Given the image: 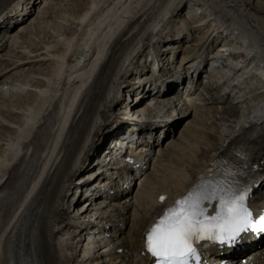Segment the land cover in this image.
I'll return each mask as SVG.
<instances>
[{
    "label": "bare ground",
    "instance_id": "bare-ground-1",
    "mask_svg": "<svg viewBox=\"0 0 264 264\" xmlns=\"http://www.w3.org/2000/svg\"><path fill=\"white\" fill-rule=\"evenodd\" d=\"M107 1L110 3L104 8L105 11L93 18L96 9L102 3L106 4ZM127 1L89 0L86 8L70 19V22L77 25L72 35L69 33L68 37L62 33L61 37L64 38L56 37L59 34H56L55 38L54 35L49 36L54 41L62 44L64 42L65 45V47L62 46L65 56L63 62H60L63 72L68 74L57 79V82L66 76L67 82L74 77V80L83 83L89 68H92L97 60L101 62L98 73L84 90H81L80 86L73 85L70 90L69 88L64 90L62 98L52 106L51 100L57 88L52 85L51 81L54 82L57 77V67L49 77L51 81L43 84L41 92L39 91L40 93L38 92L29 104H11V100L9 104L0 103V118H7L6 121L11 123L8 125L0 123V143L8 139L7 142L11 144L5 151L0 152V264H9V262L10 264H72L73 261V264H78L79 255L73 257V254L76 252V245L81 243L83 235L80 234L81 231L76 236L80 237L76 244L74 239L64 240L59 237L63 233L67 234L71 224L78 223V219L67 213L69 203L65 193L69 192L68 186L73 183V177L77 172L86 171L76 179L79 180L95 171L94 169L89 172V167H82L77 160V156L84 150L85 145L89 142L82 161H89L90 155L97 150L98 145L103 143V136L112 128L123 125L124 121L113 111L123 101L125 92L131 97L135 91H140L132 97L140 95L141 98H138L136 103H130L129 106H131L130 113L143 116L153 115L154 110L148 105L145 106V101H149L150 98L154 102L151 106L157 109L162 110V107L168 104L169 98L173 96L170 92L175 91L178 86L175 79L178 82L181 80L184 82L187 77L196 74L195 89L191 93L189 91L187 96L194 95L198 90L196 86L202 85L201 74H207L205 65L208 62L215 63V57L219 56V51L216 49L224 40L227 41L226 38L218 40L217 37L222 31L229 30L230 26L224 27L223 25L226 23V17L231 16L232 13L243 20L240 22L238 19L239 21L235 22V30L239 31L240 35L243 34L247 40L249 39L251 45L264 58V0H146L143 5H141L143 0H130V2L133 1V6L140 8L131 15L121 29L118 12L127 13L129 8L123 5ZM26 2L21 4L18 0H0V34L6 36V34L10 35L15 32L17 28H20L18 33L26 29L23 24L16 25V20L11 18L12 13H15L14 7L23 4L27 7L29 3L34 5V0ZM191 3L203 4L210 9V15L217 17L216 24L209 27L204 18L191 25L184 19L180 23L185 25L186 29L179 28L175 20L181 17L185 6ZM123 8L128 9L123 10ZM190 15L189 19L193 20V13ZM24 19L25 17L22 21ZM89 20H91L90 24H88ZM118 29L119 33H116ZM190 31L197 33L198 36L192 39V43H187L184 41L186 40L185 34ZM47 32L49 35V28ZM77 32L82 33V38L70 42L72 37L76 38L74 34ZM114 34L116 36L104 53L102 48L104 42ZM164 42L168 43L167 46H175L176 42L181 44L177 49L182 53V57L175 68H180V71L173 74L169 69L166 70L168 64H171L168 63L167 53L172 55L176 47L165 48L161 45ZM183 44H185L184 49ZM225 45L229 46L227 43ZM163 46L164 49L161 50ZM3 47V44L0 45V49ZM150 48L153 50V60L158 63V74L151 73V76L146 78L141 75L143 70L138 65L136 66L137 55L143 49L149 50ZM41 50L42 48L37 52ZM78 50L85 51L86 55L90 52L96 53V57L91 61L87 59L80 67L83 58L81 57L80 60L76 57ZM52 55L54 56L55 52L48 55L35 54L33 57L22 55L20 64L15 68L31 66L28 65L29 62L32 65L38 63L39 69L45 60L53 57ZM124 59L128 64L122 72ZM165 61L167 66H165ZM198 61L201 65L192 69ZM151 63V60L144 62V67L146 65V69L149 68ZM176 73L179 74L175 76ZM217 73L209 74L208 80L202 85L206 91L204 95L206 106L187 98L186 105H184L186 108L180 111V116L178 115L176 119H169L161 124L151 123L143 126L134 124L137 131L141 132V138L134 139L133 166L121 167L119 172L111 173L109 171L112 165L108 162L103 168H108L106 170L108 175L116 177L105 178V174L100 173L92 179H101L102 183L105 182V185L109 186L106 190L94 191L91 194V200L99 206L92 215H98L97 219L102 226L98 229L99 234L109 237L108 242H102L103 248L107 247L109 253L85 262L81 259V263L101 264L104 261L103 264H117L118 259H120L118 264L121 262L147 264L151 261L144 252L145 235L148 229L166 209L174 206L176 201L196 189L203 178L220 163L227 150H235L237 154L241 152L240 142L252 134H254L252 139L257 143L254 147L246 146L244 150L249 153L253 161L254 183L258 182L257 187L252 191L251 203L255 205L260 202L263 205L258 206L264 209V195L261 194V189L264 190V129H262L264 93L256 96L257 89L247 84L245 93L230 96L229 92L224 89V84L219 82L220 76ZM4 74L5 71L0 70L1 78L5 76ZM249 74L251 84L260 82L251 70ZM131 76H136V82L129 80ZM139 79H145L146 83L135 85L140 83ZM147 84L149 86L156 84V87L158 86L156 92L145 90ZM2 86L4 85L0 82V99L1 96L6 95ZM47 90L49 94L46 96ZM71 91L74 93L73 100L65 110L63 105L70 97ZM15 93L20 96L21 92L16 91ZM248 93H251V96ZM176 96L179 97L178 100L182 98L179 94ZM46 105L52 106L47 114L44 108ZM206 111L212 114L211 117L205 118ZM41 115H45L44 120L49 118L51 120L48 131L42 135L44 125L38 126L26 144V147L33 148V153L27 156L23 152L20 154L16 144L24 132L38 124V117ZM113 115L117 118H112ZM184 116L186 118L181 119ZM18 123L20 125L16 127L21 129L19 134L15 129L13 131L15 126L12 127L13 124ZM68 123L67 131L62 134L64 126ZM104 128L105 131L101 135ZM157 133L161 135L160 141H157L158 136H155ZM145 134H150L149 139L142 138ZM60 143L61 146L58 147ZM146 158L147 161L139 169L138 165H141ZM136 181L138 187L130 196V190L126 189V185L129 183L133 186ZM161 197L164 199L161 200ZM90 206L91 203L82 210L79 218L91 217L87 216L91 212ZM204 207L208 215H215L217 201L205 203ZM59 225L62 231L57 234L55 230ZM87 226L82 219L78 227L85 229ZM126 229L128 232L123 235ZM110 232L115 236H111ZM262 239L263 235L260 233L241 235L236 242L230 243L229 247H224V253L231 256L230 262L232 263L235 256L248 252L251 247L259 245L258 241ZM94 243L95 239L87 236L86 249L90 250L100 246H95ZM58 248L61 254L58 253ZM68 248L72 251L70 256L65 254ZM101 248H98V251ZM64 254L66 256H63ZM93 255L95 256V253ZM246 258L252 259L251 262H257L256 264H264V246L249 252L243 259ZM226 259V257L220 258L215 263L220 264Z\"/></svg>",
    "mask_w": 264,
    "mask_h": 264
},
{
    "label": "rangeland",
    "instance_id": "rangeland-1",
    "mask_svg": "<svg viewBox=\"0 0 264 264\" xmlns=\"http://www.w3.org/2000/svg\"><path fill=\"white\" fill-rule=\"evenodd\" d=\"M88 2H89V0H36L35 1L36 4L31 8V14L28 16L29 19L27 18L28 20L25 21V23L23 25V27H25L26 29L18 33L20 28H17L15 30V32L11 33L10 35L8 34V36H5L4 39H2V42H0V45H2V44L4 45L3 49H0V70L5 71V74H4L5 76H3L2 78L0 77V80H1L0 82L3 83L4 86H2V88L4 87L6 89V92H7V93H4L6 95L1 96L0 103L6 102L9 104V100H11V102H10L11 104H13V103H17V104L20 103L21 105L29 104L30 102H32L34 100V97L41 90L43 84L45 82L51 81V80H49V77L53 74V71L57 67H58L56 69L57 70L56 71L57 77L54 80V82L51 81V83H53L52 85H54L55 88H57V89L60 88L61 91H64L68 88L70 90L73 83L69 84L67 82V78H65V77L67 76L68 73L66 74L63 72L62 63L60 62V61L63 62V58L65 56V51L62 50V48H63L62 46L65 47L64 42H63V44L59 43L57 41H54V39L49 38V36L54 35V38H55V35L59 34L56 37L64 38V37H61V36H63V35H61L62 33H65L67 36L69 33H71V35H72L76 31L77 25H76V23L70 22V19H73L72 18L73 16H76L77 13L84 10L86 8V6L88 5ZM132 2H130V0H128L127 3L123 4V5H126L129 9H131L132 7H134ZM109 3L110 2L107 1L106 4L105 3H102L103 5L99 4L100 6L96 9V11H95L96 14L93 18L97 17L103 11H105L104 8ZM195 4L191 3V5L187 4L185 6V11L181 15V17L177 18V20H175V23H178L177 26L181 29H185L186 28L185 25H181V23L184 19L187 20V22L189 24L194 25L196 22H199L204 18L206 19L209 27H211V25L212 26L215 25L216 24L215 21L217 20L216 15H215V18H216L215 19L214 16L210 15L211 11L205 5L203 6V4L198 3L199 6H197L198 4H196V5ZM28 6L31 7V4H29ZM128 8H125V9H128ZM102 9H104V10H102ZM125 9L123 8V10H125ZM134 10H136V9H134ZM120 12H122V13H120ZM118 13H119L118 18L120 20V24H124L127 19L121 18V15L123 16V14L125 15L126 13H123V11H119ZM191 13H193V15H192L193 20L189 19V15ZM131 14H133V13H129L128 15H131ZM204 14L207 16L205 17ZM233 15L234 14L232 13L231 16L230 15L228 16L229 18L226 17V23L223 25L224 27L230 26V27H228L229 30L228 31H222V33L219 34L217 38H218V40L226 38V40L228 41L227 42L224 40L226 43H230V44L235 45V46H238L239 45L238 43L244 44L245 47L251 52L249 54L248 59L246 60L245 64H248L251 67V72L254 75L258 74L259 77H262L264 79V61L262 59V55L258 52V50L253 45H251V42H249V39L247 40L243 36V34L240 35L241 33L239 31L237 32V30H235V28H236V27H234V24H236L235 22H238L239 20H240V22L241 21L243 22V20H241L239 16H238L239 18L236 17L237 16L236 14H235L236 16L235 15L233 16ZM41 18H42V20H41ZM178 19H179V22H178ZM91 20L88 21V24H90L89 22ZM35 21H37V22H35ZM162 27H164V25ZM48 28H49V32H50L49 35L47 32ZM61 30H63V31H61ZM229 32L231 33L230 35H229ZM15 33H17V34H15ZM14 35H15V37H14ZM185 35H186L185 36L186 40H184V41H186L187 43H192V39L194 37H196L197 33L194 34L192 31H190V33H187ZM74 36L76 38L72 37L71 38L72 40L70 39V42L73 41L74 39H76L78 41L80 38H82L83 35L81 32H77L74 34ZM0 38H2V36H0ZM243 39H245V40H243ZM76 40H75V42H76ZM229 41H231V42H229ZM167 44L166 43L163 44L165 46V48L176 47L173 49L172 55H170V53H167V54H169V55H167V58L169 59V63H173V65L168 66L167 69H170L171 72H174L175 71L174 66L175 67L178 66V64L181 60L182 53L178 52V49H177V47L181 46V44L178 42L175 43L176 44L175 46H172V45L167 46ZM214 44H215V40H214ZM164 46H163V48L161 47V50L164 49ZM40 48H42V50L37 52V50ZM184 48H185V44H183V49ZM54 52H55V55L54 56L52 55L53 57H50L48 60H45L44 61L45 63L43 62L42 66L39 69H38V63L37 64L35 63L32 65L29 62H28V65H31V66L26 65V66H22L21 68H15V67H17L16 65L20 64L21 59L23 58L22 55H24V57L28 56V55L33 57V56H35V54L36 55H38V54L39 55L40 54L48 55L49 53L52 54ZM146 52L149 53L148 50L145 51V53ZM152 52H153V50H150V53H152ZM144 54H143V56H144ZM3 60L5 62H3ZM227 61L232 62V63L240 62V60H236V58L235 57L233 58L232 56L227 57ZM10 64H14V65L12 66ZM166 64H167V62H166ZM9 65H10V67H8ZM138 66H139V68H141L143 70V73H144L143 76L146 78H149V76L151 74H150V72L148 73V71H147L148 68L147 69H146V67L144 68V66L142 65V61H140L138 63ZM9 69H11L10 72H9ZM149 71H151L150 68H149ZM65 74H66V76L62 80L60 79V81L57 82L59 80V78H62ZM137 76H138V74H137ZM135 77L131 76V78H129V80L133 82L135 80ZM28 81H30V82H28ZM69 90H67V91H69ZM11 91H13V92H11ZM16 91L21 92V93H19L20 96H18V93L17 94L15 93ZM205 92L206 91L204 88H203V90L200 88L190 98H193V100L195 102H197L198 104L206 106L207 102H206V100H203V96L205 95ZM135 94H133V95H135ZM200 94H202V96ZM125 104H126V102L124 100L121 101V104H119L115 108V113L122 112ZM148 104H149V102L145 101V106ZM155 109L156 108H154V111L161 110V108L156 109V110ZM180 109H182V111H184L185 106L181 107ZM238 110L240 111V107H238ZM204 114H205V118L211 117V115H212L208 111H206ZM185 118H186V116H184L181 119H185ZM6 120H7V118H0V123L1 124H7V125L11 124ZM19 125H20V123H18L16 125L13 124L12 127L15 126V128H16V126H19ZM176 129H178V127ZM13 131H14V128H13ZM7 141H8V139H5L3 142L0 143V152L5 151L8 148V146L11 145ZM137 187H138L137 183L133 187H129L130 188V194H129L130 196H132L134 194V191L137 189ZM83 201L84 200H81L78 203H76L75 205H74V202L69 203V207H70L69 212H71L73 210V212L70 214L71 217L75 216V218H76L78 216L77 212L79 213V211L82 209L83 205H81V204L83 203ZM93 208L97 209V206H95ZM93 213H95V211L91 212V214H93ZM86 232L87 231H84L83 235H85ZM126 232H128L127 229L125 230L123 235H126L125 234ZM76 233H77V229L72 227V228L68 229L67 234L64 233L63 235L60 236V238L64 239V240L66 238H68V240H72L74 238V236L76 235ZM77 239L78 238H75L74 240L77 241ZM78 248H80V247L76 248L77 249L76 252H79V256L77 258L78 259L77 263L83 264V263H81V259H83V262H85L86 261L85 258L90 257L93 254V251L91 249L87 250L85 247V244H84V247L81 248L80 250H78ZM84 252H86V253L83 254ZM249 252H251V251H249ZM101 253L102 252L99 251L98 253H96V255H100ZM247 253H245V254H247ZM243 258L244 257H241V259H243ZM117 262H119V259ZM120 264H124V262H121Z\"/></svg>",
    "mask_w": 264,
    "mask_h": 264
},
{
    "label": "snow or ice",
    "instance_id": "snow-or-ice-1",
    "mask_svg": "<svg viewBox=\"0 0 264 264\" xmlns=\"http://www.w3.org/2000/svg\"><path fill=\"white\" fill-rule=\"evenodd\" d=\"M198 189L166 209L146 232L145 248L155 264H188L196 255L194 243L202 240L228 244L249 230L264 232V215L254 218L248 205L251 185L232 180ZM212 200L218 207L208 215L202 205Z\"/></svg>",
    "mask_w": 264,
    "mask_h": 264
},
{
    "label": "water",
    "instance_id": "water-1",
    "mask_svg": "<svg viewBox=\"0 0 264 264\" xmlns=\"http://www.w3.org/2000/svg\"><path fill=\"white\" fill-rule=\"evenodd\" d=\"M77 55L80 56V57H82L83 60L86 59V56L84 57L85 54H84L82 51H79V52L77 53Z\"/></svg>",
    "mask_w": 264,
    "mask_h": 264
}]
</instances>
